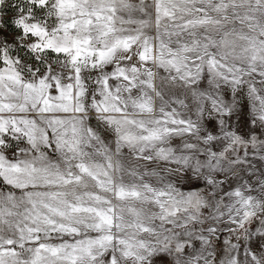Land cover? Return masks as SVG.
Instances as JSON below:
<instances>
[{
  "label": "snow or ice",
  "instance_id": "6c2138e0",
  "mask_svg": "<svg viewBox=\"0 0 264 264\" xmlns=\"http://www.w3.org/2000/svg\"><path fill=\"white\" fill-rule=\"evenodd\" d=\"M0 264H264V0H0Z\"/></svg>",
  "mask_w": 264,
  "mask_h": 264
},
{
  "label": "rangeland",
  "instance_id": "374dc122",
  "mask_svg": "<svg viewBox=\"0 0 264 264\" xmlns=\"http://www.w3.org/2000/svg\"><path fill=\"white\" fill-rule=\"evenodd\" d=\"M93 123H95V121H93Z\"/></svg>",
  "mask_w": 264,
  "mask_h": 264
}]
</instances>
